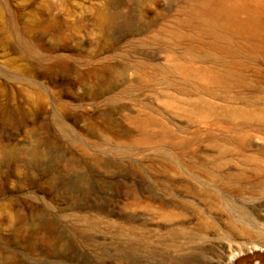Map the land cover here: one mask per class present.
Returning a JSON list of instances; mask_svg holds the SVG:
<instances>
[{
	"label": "rangeland",
	"instance_id": "1",
	"mask_svg": "<svg viewBox=\"0 0 264 264\" xmlns=\"http://www.w3.org/2000/svg\"><path fill=\"white\" fill-rule=\"evenodd\" d=\"M252 218L264 223V0H0L10 264H174L169 244L211 258L246 244ZM128 235L153 256L125 251Z\"/></svg>",
	"mask_w": 264,
	"mask_h": 264
},
{
	"label": "bare ground",
	"instance_id": "2",
	"mask_svg": "<svg viewBox=\"0 0 264 264\" xmlns=\"http://www.w3.org/2000/svg\"><path fill=\"white\" fill-rule=\"evenodd\" d=\"M103 23L107 24V26H111L113 18L111 16L109 17H103L101 19ZM207 23V24H206ZM219 23V22H217ZM206 26L211 30L210 21L208 19H205ZM260 26V25H259ZM214 31V30H212ZM211 31V32H212ZM221 40V39H220ZM231 40V39H230ZM222 41V40H221ZM18 42L22 45V47L27 50L29 53H36L37 50L30 44H28L27 41L23 40L20 36H18ZM227 42V41H226ZM225 42V43H226ZM223 44V43H221ZM220 45V44H219ZM228 47V46H227ZM26 51V53H27ZM58 65V69H63L65 67V63L62 59H60V62H56ZM233 65V64H232ZM90 70H88L89 72ZM4 117V121H11L14 116L11 114H6ZM2 121V119H1ZM41 123L40 127L38 126H33L31 128L32 132L38 131V136L40 135L39 132H41ZM47 126V125H46ZM57 127L60 133L64 137L70 138L69 140H74L73 137L70 136L69 130L66 128L64 123L61 120H57ZM36 128V129H35ZM53 132L49 134L51 137H56V131L53 129ZM48 134V133H47ZM46 134V136H47ZM47 141L50 139L47 138ZM44 147L49 149L48 143L44 141ZM12 149V148H10ZM21 153L24 154L25 156H30V159L32 160L37 156V150L36 148H25L21 147L20 148ZM41 184V183H40ZM45 191V190H43ZM31 201V200H30ZM32 202V201H31ZM31 208V213L32 214H38L39 207H35L34 205L30 204L29 205ZM230 206V205H229ZM232 208V207H231ZM240 212V211H239ZM250 224L254 227V232L253 235H251L250 240L246 244H242L237 248H232V246H228L227 248H223V253H216L213 252L212 256H208L207 251L203 250V248H199V257L194 258L192 257L191 252H186L184 253V249L180 248V246H175L172 244L166 245L164 249L171 251L174 249V252L176 256L174 257V252L172 254V257L170 255H167L165 258L169 260L170 262H173L174 264H264V223L260 224L256 218H252V222L249 220ZM180 233H184V231L180 232H174L175 237H179ZM129 236V235H128ZM246 246V247H245ZM125 251H130V252H139L141 254L147 255V256H153V251L148 248L147 246H144L140 243H138L133 237L129 236V240L126 242L125 246ZM2 248V244L0 243V256L1 254L7 253L6 258L3 259L0 257V264H10V256H8V251ZM188 251V250H186ZM212 258L215 259V262L212 261Z\"/></svg>",
	"mask_w": 264,
	"mask_h": 264
}]
</instances>
